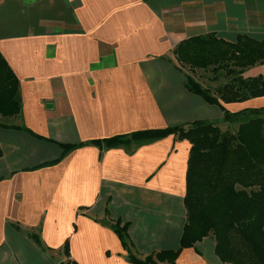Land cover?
Instances as JSON below:
<instances>
[{
    "label": "crops",
    "instance_id": "1",
    "mask_svg": "<svg viewBox=\"0 0 264 264\" xmlns=\"http://www.w3.org/2000/svg\"><path fill=\"white\" fill-rule=\"evenodd\" d=\"M212 34L263 42L264 0H0V53L23 106L0 123V264H133L117 223L142 261L180 249L190 143H95L200 121L235 133L186 89L174 54ZM247 106L264 98L224 105ZM215 248L210 236L175 264H228Z\"/></svg>",
    "mask_w": 264,
    "mask_h": 264
},
{
    "label": "trees",
    "instance_id": "2",
    "mask_svg": "<svg viewBox=\"0 0 264 264\" xmlns=\"http://www.w3.org/2000/svg\"><path fill=\"white\" fill-rule=\"evenodd\" d=\"M182 67L221 73L227 83L216 95L188 76L186 89L209 105L224 111V122L238 130L223 131L215 123L195 122L164 130L137 132L95 144L106 148L143 145L175 136L191 145L186 196L187 224L177 252H161L140 260L131 252L128 225L113 229L133 264H175L180 254L213 236L216 256L228 264H264V107L227 111L224 105L247 104L264 98V75L245 77L264 66V41L238 36L235 43L216 35L191 38L174 52ZM23 113L20 82L0 53V116L16 118ZM78 146H64V155ZM2 151L0 148V158ZM68 249V245L66 246Z\"/></svg>",
    "mask_w": 264,
    "mask_h": 264
},
{
    "label": "rangeland",
    "instance_id": "3",
    "mask_svg": "<svg viewBox=\"0 0 264 264\" xmlns=\"http://www.w3.org/2000/svg\"><path fill=\"white\" fill-rule=\"evenodd\" d=\"M257 67L254 68V73H252L253 75H258L262 71H264V68L262 69V68H259V66ZM183 68H185V71L188 74L187 76L193 77L194 80L197 83H199L203 89L210 90V92L213 95H216V91L218 88L222 87L224 84L227 83V79L222 73L216 76L210 71H204V70H194L193 71V70H190L189 67H183ZM7 121L8 120H4L3 118L0 119V123H7ZM9 123H12V122H9Z\"/></svg>",
    "mask_w": 264,
    "mask_h": 264
},
{
    "label": "water",
    "instance_id": "4",
    "mask_svg": "<svg viewBox=\"0 0 264 264\" xmlns=\"http://www.w3.org/2000/svg\"><path fill=\"white\" fill-rule=\"evenodd\" d=\"M101 224L109 226L110 222L107 219H103V220H101Z\"/></svg>",
    "mask_w": 264,
    "mask_h": 264
}]
</instances>
